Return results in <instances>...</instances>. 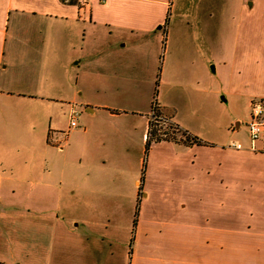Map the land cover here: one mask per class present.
Wrapping results in <instances>:
<instances>
[{
  "label": "crops",
  "instance_id": "crops-1",
  "mask_svg": "<svg viewBox=\"0 0 264 264\" xmlns=\"http://www.w3.org/2000/svg\"><path fill=\"white\" fill-rule=\"evenodd\" d=\"M69 1L0 0V264H264V133L246 149L147 145L156 106L194 133L157 97L174 80L241 103L227 132L247 127L264 99V0ZM203 12L212 37L187 65Z\"/></svg>",
  "mask_w": 264,
  "mask_h": 264
},
{
  "label": "rangeland",
  "instance_id": "rangeland-1",
  "mask_svg": "<svg viewBox=\"0 0 264 264\" xmlns=\"http://www.w3.org/2000/svg\"><path fill=\"white\" fill-rule=\"evenodd\" d=\"M177 17L178 14L172 13L170 20L171 32L168 35V42L171 48L175 47L174 45L177 43V41L181 44L180 46H178V48L181 50L180 54L182 55V61L184 65V23H182L183 20L181 21L179 17ZM198 17L199 19L196 18L192 20L194 23H192V29L190 30V37L197 40L198 45L195 42L194 47L190 46L185 48L186 59L189 60V62L187 61L186 63L187 65H193L196 64V62L200 63L201 65L200 61L205 60V56L202 55L201 49L205 53V50L207 48L206 46L199 45L200 40L204 38L206 40H209L212 37V27L211 25L209 26V24H212L210 15L203 12L200 13ZM178 23H182V25ZM232 23V16L231 21L228 18L224 20L223 18H221V39L229 40L233 37V31L232 29H229L230 27H228V25ZM225 25H227V27H224ZM215 66L216 65L214 63H211V65H209V63L205 61L203 68L204 70L206 69L211 79L216 80L217 75L214 73L212 68H215ZM174 82H176L177 86H175L174 88L171 87L167 88L166 90H162L163 94H159V92L157 91V97L161 104L165 103L167 105L165 112L169 116H171V118L173 117L175 119H178L184 124H191V129L194 133H191L192 131L190 130L184 129L185 131H187V133L190 132L193 137H197L200 140H215L220 137L219 140L223 142L226 141L227 147H230L232 144L236 143L242 144L244 146V149H246V146H249V134L246 123H243L239 130H236V134L227 132V126L229 125L227 121L229 120V114L231 112L237 113L240 116H245L247 113V109H245V107H242L241 103L235 106H233V103L230 100L223 103L221 101V97H225V93L219 96H215V100L213 97V93L210 92V90H212V87H210V85H207V83L204 87L205 91H199V93H197V90L192 89L191 87L184 90L178 85V81L174 80ZM216 123L222 124L224 132H222V134L220 135H218V133L216 132ZM157 125V135H161L167 139H172L171 137L173 136L175 137V139L178 138L176 134L182 136L180 133H178L176 130L174 131L168 125L164 126L161 123ZM233 128L235 129L236 127L234 126ZM173 132L174 134H172ZM163 133H167V135ZM185 142L186 136L184 135V143Z\"/></svg>",
  "mask_w": 264,
  "mask_h": 264
},
{
  "label": "built area",
  "instance_id": "built-area-1",
  "mask_svg": "<svg viewBox=\"0 0 264 264\" xmlns=\"http://www.w3.org/2000/svg\"><path fill=\"white\" fill-rule=\"evenodd\" d=\"M100 2H106L107 0H99ZM79 113H74L70 120V128L76 129L79 127ZM161 123L164 126H170V122L161 117L160 115H157L154 111V115H152L151 122H150V130L148 134V140L151 139L153 128ZM250 138L253 142L260 139L262 134L264 133V99H256L252 101L251 103V114L250 119L247 124ZM65 138L68 137V133L62 134ZM166 135V134H165ZM163 137V136H162ZM231 147L236 149H243V145L238 144H232Z\"/></svg>",
  "mask_w": 264,
  "mask_h": 264
},
{
  "label": "trees",
  "instance_id": "trees-1",
  "mask_svg": "<svg viewBox=\"0 0 264 264\" xmlns=\"http://www.w3.org/2000/svg\"><path fill=\"white\" fill-rule=\"evenodd\" d=\"M62 2H66V0H61ZM77 2V0H70L69 1V3H76ZM158 110V108H157V106L156 107H154V111H155V113L157 114V115H160L159 114V112L157 111ZM158 127V125L157 126H155L153 129H154V131H152V136H151V139L150 140H148V142H147V145L148 146H150L152 143V140H155L156 142H159V141H161V140H166L167 138H164V137H162L161 135H157V132H158V130H156V128ZM170 128H172L174 131L175 130H178L176 127H173V126H170ZM170 133V132H169ZM178 133H181V132H179L178 131ZM163 134H166L167 135V133H163ZM172 134H174V132L172 133ZM182 134V136L184 137V135L186 136V144H197V145H203V142L199 139V138H197V137H192L191 135H189L187 132H183V133H181ZM171 138H173V139H175V137L173 136V137H171ZM172 139V140H173Z\"/></svg>",
  "mask_w": 264,
  "mask_h": 264
}]
</instances>
